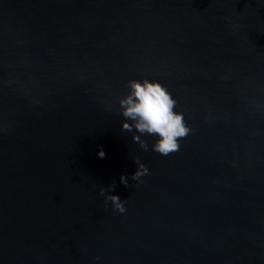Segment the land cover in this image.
<instances>
[{"label": "water", "instance_id": "95a60500", "mask_svg": "<svg viewBox=\"0 0 264 264\" xmlns=\"http://www.w3.org/2000/svg\"><path fill=\"white\" fill-rule=\"evenodd\" d=\"M144 78L167 156L121 130ZM0 264H264V0H0Z\"/></svg>", "mask_w": 264, "mask_h": 264}, {"label": "clouds", "instance_id": "9594fccd", "mask_svg": "<svg viewBox=\"0 0 264 264\" xmlns=\"http://www.w3.org/2000/svg\"><path fill=\"white\" fill-rule=\"evenodd\" d=\"M128 92L119 98L121 109V130L133 133V141L141 143V147L147 150V145L140 138L150 135L156 138L152 150L167 156L179 150L178 140L184 138L189 129L184 122L183 114L174 111L176 101L169 91L155 79H132L127 82ZM103 158L105 153L101 148L97 153ZM137 165L132 174L133 181H140L141 177L149 175V170L139 160H134ZM120 182L128 186V179L121 175ZM101 189V195L106 201H111L113 209L124 213V204L117 194L111 189Z\"/></svg>", "mask_w": 264, "mask_h": 264}]
</instances>
